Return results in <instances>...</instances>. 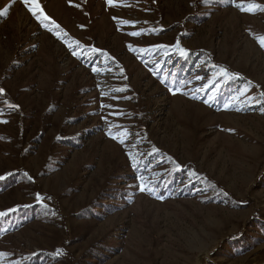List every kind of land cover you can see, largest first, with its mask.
Masks as SVG:
<instances>
[{
    "label": "rangeland",
    "instance_id": "obj_1",
    "mask_svg": "<svg viewBox=\"0 0 264 264\" xmlns=\"http://www.w3.org/2000/svg\"><path fill=\"white\" fill-rule=\"evenodd\" d=\"M38 3L0 0V264H264V0Z\"/></svg>",
    "mask_w": 264,
    "mask_h": 264
},
{
    "label": "snow or ice",
    "instance_id": "obj_2",
    "mask_svg": "<svg viewBox=\"0 0 264 264\" xmlns=\"http://www.w3.org/2000/svg\"><path fill=\"white\" fill-rule=\"evenodd\" d=\"M109 4L112 3V0H108ZM21 3H23L25 5V7L28 9V11L41 23L43 24L45 21L49 20V17H47L44 12L43 9L41 8L40 4L38 3V0H21ZM254 9H258L261 11H264V8H260L259 5H249L248 8L246 9L247 11H253ZM3 14V13H0ZM54 23V21H53ZM56 27L58 28L59 26L56 25ZM51 31V29H49ZM132 35H136V33H132ZM259 43L262 47H264V37H261L259 39ZM71 47V46H70ZM177 47H179L177 45ZM181 54H185L183 49H180ZM73 55H77V53L75 51H73ZM93 71H95V69H93ZM222 72L226 71V70H221ZM0 92H2V90H0ZM126 134V133H125ZM113 139H116L115 136L112 137ZM121 143H123V141H120ZM0 179H3L2 177H0ZM145 188L144 186L141 187V191H144ZM39 199V197H38ZM5 215V213H0V216Z\"/></svg>",
    "mask_w": 264,
    "mask_h": 264
},
{
    "label": "trees",
    "instance_id": "obj_3",
    "mask_svg": "<svg viewBox=\"0 0 264 264\" xmlns=\"http://www.w3.org/2000/svg\"><path fill=\"white\" fill-rule=\"evenodd\" d=\"M7 183H8V188H11L12 187V183H13V181H7ZM6 218V219H5ZM9 218H11V216H3V217H0V224H2L3 222L5 223V222H7L8 220H9Z\"/></svg>",
    "mask_w": 264,
    "mask_h": 264
}]
</instances>
